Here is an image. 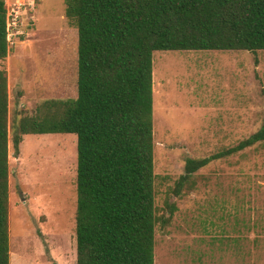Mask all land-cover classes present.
<instances>
[{"label":"rangeland","instance_id":"rangeland-1","mask_svg":"<svg viewBox=\"0 0 264 264\" xmlns=\"http://www.w3.org/2000/svg\"><path fill=\"white\" fill-rule=\"evenodd\" d=\"M5 0L10 264H76L77 137L13 123L77 97L78 33L66 0ZM32 1V0H31ZM19 11L13 24L14 12ZM264 122V51L153 53L154 264H264V144L211 162L181 197L188 158L236 146ZM167 205L176 211L169 223Z\"/></svg>","mask_w":264,"mask_h":264},{"label":"trees","instance_id":"trees-1","mask_svg":"<svg viewBox=\"0 0 264 264\" xmlns=\"http://www.w3.org/2000/svg\"><path fill=\"white\" fill-rule=\"evenodd\" d=\"M78 33L77 97L47 100L13 123L24 135L77 137L76 264H154L153 53L264 51V0H66ZM0 0V61L8 56ZM7 73L0 70V264H10ZM264 144V122L236 146L188 158L171 192L211 162ZM167 225L176 211L167 205Z\"/></svg>","mask_w":264,"mask_h":264},{"label":"built area","instance_id":"built-area-1","mask_svg":"<svg viewBox=\"0 0 264 264\" xmlns=\"http://www.w3.org/2000/svg\"><path fill=\"white\" fill-rule=\"evenodd\" d=\"M25 0H22L21 2H20V6L21 5H24L25 4V2H24ZM28 1H30V2H28V4L30 5V6H33L34 5V0H28ZM13 12H14V16H13V24H15V20H16V18H17V16H18V13H19V11H15L14 9H13ZM7 28H8V42H9V24H7Z\"/></svg>","mask_w":264,"mask_h":264}]
</instances>
